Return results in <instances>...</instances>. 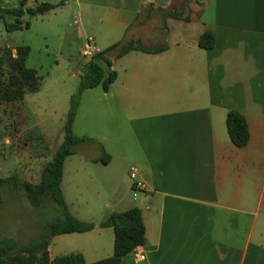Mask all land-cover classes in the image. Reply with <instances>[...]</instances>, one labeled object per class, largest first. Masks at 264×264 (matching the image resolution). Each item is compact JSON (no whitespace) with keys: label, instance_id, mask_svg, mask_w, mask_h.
<instances>
[{"label":"crops","instance_id":"crops-1","mask_svg":"<svg viewBox=\"0 0 264 264\" xmlns=\"http://www.w3.org/2000/svg\"><path fill=\"white\" fill-rule=\"evenodd\" d=\"M15 1L24 9L59 3ZM73 1L82 16L91 17L89 23L103 26L109 47L136 41L152 50L117 56L127 58L121 71L106 54L117 78L104 90L100 111L128 121L117 123L119 157L113 166L103 144V153L75 166L82 176L106 177L111 195L105 217L142 210L146 243L140 248L146 258L129 253L121 264H264V0ZM177 2L186 12L170 13L164 26L151 13L140 17L144 8L163 12ZM205 32L214 36L212 48L199 45ZM160 47L165 48L153 51ZM81 105L82 99L74 132ZM230 110L248 123L250 139L243 147L229 135ZM107 155L108 162L99 160ZM126 157L131 165L124 164ZM132 165L145 184L133 201L126 197ZM95 224L78 234L90 236Z\"/></svg>","mask_w":264,"mask_h":264},{"label":"rangeland","instance_id":"rangeland-1","mask_svg":"<svg viewBox=\"0 0 264 264\" xmlns=\"http://www.w3.org/2000/svg\"><path fill=\"white\" fill-rule=\"evenodd\" d=\"M0 3L7 8L22 6L15 0H0ZM181 5V2H177L173 8L163 12L157 11L155 6L147 7L140 17L145 18L151 13L164 26L170 13L180 12L182 8L186 12ZM88 19H91L88 13L84 12L82 16L73 0L65 1L46 14H24L21 20L28 22L29 27L22 29H7L6 24L16 20L12 14L0 19V47L5 58L6 49L16 56L19 46H29L27 66L35 69L41 77L37 91L26 94L21 100L4 102L0 106V174L3 177L17 176L19 179L17 183L12 181L0 186V236L15 238L20 245L49 236L53 258L82 250L88 262H95L114 253L113 228L99 225L106 218L108 209L105 202L111 192L102 173H83L82 176L80 171H75V166L85 156L103 153V144L114 156L113 166L116 165L119 149L115 142L122 141V130L117 127V123L128 124L127 120L118 121L102 114V85L87 89L83 94L75 133L79 136L91 134V140L77 145L76 153L66 158L61 184L70 214L83 222H98V230L88 234L90 236L78 233L50 236L51 225L65 218L63 206L47 199L43 205L35 207L21 185L23 181L38 183L41 180L45 164L64 140L71 96L78 91L82 75L85 74L82 70L88 67L92 59L83 55L86 37L92 35L99 48H109L102 37L103 26L96 21L89 23ZM78 29L83 32L81 37ZM162 39L161 36L158 41ZM121 47L108 51L118 71H121L127 59L117 57ZM110 69L107 68V72ZM123 162L129 165L133 163L130 157H126ZM75 175L77 179H74ZM124 191V188H119L118 193L124 194ZM126 197L131 201L134 199L133 193L129 191Z\"/></svg>","mask_w":264,"mask_h":264},{"label":"trees","instance_id":"trees-1","mask_svg":"<svg viewBox=\"0 0 264 264\" xmlns=\"http://www.w3.org/2000/svg\"><path fill=\"white\" fill-rule=\"evenodd\" d=\"M41 3L36 7L24 9L21 7L7 8L0 3V19L5 15L12 14L16 17L15 22L7 23L9 31L29 27V23H24L21 17L24 14L37 16L47 11L53 10L62 4ZM186 19H189L188 17ZM215 39L212 33L205 32L199 45L203 48H212ZM119 44H114L108 49L95 55L88 63V71L82 75L80 87L71 96V107L64 126V140L52 158L45 164L41 180L38 183L28 181L21 182L27 196L33 206L38 207L44 204L45 200H50L64 208L65 218L55 222L50 227V236L69 233H83L93 230L96 224L93 222H83L71 215L62 193L61 183L63 179L64 164L66 158L75 154V147L83 142L90 141L91 138L78 136L73 129V124L82 95L85 90L102 85L108 91L110 85L116 80L117 74L111 68L112 61L106 56L108 51L116 48ZM165 47L153 49V51L163 50ZM132 50H143L152 52L151 49L143 47L136 41L124 44L118 56L121 57ZM4 56L3 48L0 47V106L4 102L17 101L24 98L28 93L35 92L40 87L41 77L38 72L27 66V59L30 53L29 46H19L17 55L6 49ZM227 128L231 140L239 147L245 146L250 139L248 123L244 115L238 110H230L227 115ZM109 155L99 160L108 162ZM17 183V176L3 177L0 174V186L10 182ZM101 227H111L114 230V253L112 256L88 263L82 253L63 254L52 257L50 253V237L20 245L12 237L0 236V264H121L122 258L132 253L136 248H140L146 243V229L143 220L142 210L133 207L125 211H114L109 214L99 224Z\"/></svg>","mask_w":264,"mask_h":264},{"label":"built area","instance_id":"built-area-1","mask_svg":"<svg viewBox=\"0 0 264 264\" xmlns=\"http://www.w3.org/2000/svg\"><path fill=\"white\" fill-rule=\"evenodd\" d=\"M76 22V21H75ZM83 55L88 58H93L95 55L101 53L103 50L97 46L95 37L92 35H88L86 37V43L82 48ZM129 177L132 181V192L136 197L138 193L145 188V184L138 177V169L135 165H132L129 168ZM133 256L137 260H144L146 258V254L141 248H136L132 251Z\"/></svg>","mask_w":264,"mask_h":264},{"label":"water","instance_id":"water-1","mask_svg":"<svg viewBox=\"0 0 264 264\" xmlns=\"http://www.w3.org/2000/svg\"><path fill=\"white\" fill-rule=\"evenodd\" d=\"M87 70H88V67H85V68L82 70V72H83V73H86Z\"/></svg>","mask_w":264,"mask_h":264}]
</instances>
